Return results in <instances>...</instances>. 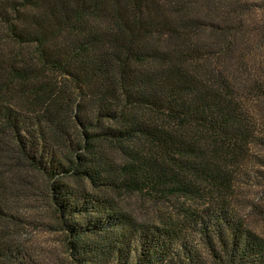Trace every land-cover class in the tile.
I'll return each mask as SVG.
<instances>
[{"label":"trees","instance_id":"16d2710c","mask_svg":"<svg viewBox=\"0 0 264 264\" xmlns=\"http://www.w3.org/2000/svg\"><path fill=\"white\" fill-rule=\"evenodd\" d=\"M252 172L264 0H0V264H264Z\"/></svg>","mask_w":264,"mask_h":264},{"label":"rangeland","instance_id":"374dc122","mask_svg":"<svg viewBox=\"0 0 264 264\" xmlns=\"http://www.w3.org/2000/svg\"><path fill=\"white\" fill-rule=\"evenodd\" d=\"M256 14L260 15V12ZM238 190L239 193L242 194L243 200L261 205L260 209L263 211H259V208L254 209L252 207L253 210L251 214L249 213L248 222L257 232L264 236V186L260 183L258 174L252 172L248 177H243L242 181H240V188ZM20 198L24 197L22 196ZM34 203L36 205H33V208L24 207V203L20 200L16 201L15 207L17 210H20L19 212L23 215L29 213V215L35 216L34 219L38 220L36 215L43 214L42 207L44 206L38 199ZM248 208L245 209V213L250 212ZM34 222H36L35 225H31V223H22L19 227H15L14 231H12L14 238L25 247L33 249L35 253H41L45 250H62L63 245L60 233L58 231L43 230L42 225L39 223L37 224V221Z\"/></svg>","mask_w":264,"mask_h":264}]
</instances>
